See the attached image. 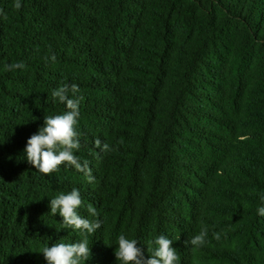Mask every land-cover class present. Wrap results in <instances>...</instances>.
<instances>
[{
    "label": "trees",
    "instance_id": "16d2710c",
    "mask_svg": "<svg viewBox=\"0 0 264 264\" xmlns=\"http://www.w3.org/2000/svg\"><path fill=\"white\" fill-rule=\"evenodd\" d=\"M20 2L0 0V264L83 239L49 214L73 188L102 222L86 264H119L122 233L145 259L164 235L178 264H264V0ZM65 83L84 97L75 155L93 183L25 157ZM205 228L203 247L185 243Z\"/></svg>",
    "mask_w": 264,
    "mask_h": 264
},
{
    "label": "clouds",
    "instance_id": "9594fccd",
    "mask_svg": "<svg viewBox=\"0 0 264 264\" xmlns=\"http://www.w3.org/2000/svg\"><path fill=\"white\" fill-rule=\"evenodd\" d=\"M14 7L18 10L22 7L20 0H15ZM0 15H4L0 9ZM56 57L51 56L55 61ZM23 62L11 64L6 67L7 71H14L17 68L23 69ZM79 87L76 84H63L51 93L53 100H58L66 105V110L54 116H45L44 125L27 140L24 150L27 162L38 172L50 175L59 171L62 165L74 168L82 172L89 183L94 182L91 168L87 160L81 163L80 157L75 155L81 148L80 132L77 126L80 118L79 106L84 99L78 95ZM96 148L101 151H109L107 144L102 145L99 139L95 140ZM52 216L57 214L62 217V224L67 229L79 231L83 239L75 243H65L63 241L45 246L42 254L47 264H86L91 258L92 252L89 246L88 236L94 235L102 227L97 209L89 203L87 212L89 216L96 219H87L80 215V209L84 207L83 198L77 188H73L67 194L61 192L52 198L49 203ZM260 216H264V207L257 209ZM208 230L202 229L190 241L195 247H203L207 241ZM219 239V234L215 235ZM136 239H129L123 233L118 237V247L114 252L116 261L119 264H178L180 257L177 254L173 241L164 235L157 236L153 242L154 250L148 258L138 247Z\"/></svg>",
    "mask_w": 264,
    "mask_h": 264
}]
</instances>
